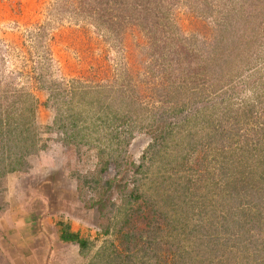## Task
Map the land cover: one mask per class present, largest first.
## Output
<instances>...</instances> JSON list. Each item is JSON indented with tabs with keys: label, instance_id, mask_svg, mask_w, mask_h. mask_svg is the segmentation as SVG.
Listing matches in <instances>:
<instances>
[{
	"label": "rangeland",
	"instance_id": "1",
	"mask_svg": "<svg viewBox=\"0 0 264 264\" xmlns=\"http://www.w3.org/2000/svg\"><path fill=\"white\" fill-rule=\"evenodd\" d=\"M24 123L35 143L0 192L11 176L32 185L24 192L48 188L54 223L96 241L83 264L103 244L122 249L113 203L134 187L143 213L176 220L147 230L139 261L165 241L188 246L184 228L201 222L210 264H264V0H0V136L15 143ZM210 130L219 141H206ZM98 180L112 182L103 196Z\"/></svg>",
	"mask_w": 264,
	"mask_h": 264
},
{
	"label": "trees",
	"instance_id": "2",
	"mask_svg": "<svg viewBox=\"0 0 264 264\" xmlns=\"http://www.w3.org/2000/svg\"><path fill=\"white\" fill-rule=\"evenodd\" d=\"M33 130H34L33 127L29 123H24L23 125H21L15 143L12 142L13 140L10 137L4 139L5 137H1L4 133L1 134L0 146L7 147L8 152L5 154V152L3 151V153H1L2 155L0 154V176L5 175L7 172L15 171L19 168L25 167L26 156L31 153L32 151L31 145H33L36 140L34 134L35 132ZM9 134H12V130L8 131V135ZM214 134H216V130H212V131L210 130L204 132L203 135L206 141L211 144V140H213ZM163 139H164L163 143L165 142L167 143V140L164 136ZM191 140L189 139L187 142H185L186 145L184 146L187 148L185 149L187 153L183 156L180 162L176 163L175 167L178 170L180 169L179 168L180 163L186 165L189 162V157L192 155V152L195 150V146H197V143L194 142L193 139ZM183 141L186 140L184 139ZM213 141L217 142L219 141V139ZM163 143H161V145ZM182 143L179 142L177 145H180ZM152 145L158 146L159 143L155 145V143L153 142L151 146L148 148V150L152 148ZM15 147H18L16 152H14L13 150ZM11 154H13L12 156H14L15 165L9 166V168H7L6 166H3V162L7 160V157L10 158ZM106 161L108 163L109 160ZM261 164L262 166L259 169L258 173H259V177L261 178L260 181L261 180L263 181V185L259 187L258 191H261L262 193L261 196L263 197V201H264V160L262 161ZM142 166H143L142 164L138 166L136 171L142 168ZM106 167L107 166H104L102 170H106ZM236 168H238V170ZM234 169L238 171L239 174H241V171H243L241 170V167H234ZM99 181L100 180L95 182L96 186L94 188L97 189V193L100 194V196H103V194L105 193L104 190L111 187L112 182L111 180H106L104 183ZM248 186L249 183L247 186H244L246 189L244 193H251L249 192L250 188ZM256 187L257 185H255V188ZM255 188L253 184V191L255 190ZM137 189L138 188L134 187L130 191V193L128 192V194H126L125 197L122 198V201L120 203L117 202L113 203L114 207H116L119 213L120 214L123 213L120 224L117 223L118 226L115 227L114 230L115 235L120 236L122 239V243H123L122 249H116L117 248L116 245L110 244L108 247L112 246L115 247V249L112 248L113 250L104 252L108 247H105L103 244L92 255V257L90 258L87 264H210L211 260L209 261L208 256L205 255L209 254V256H211L213 252L212 239L209 237V235L212 234V231H210V228L201 222L194 223L191 228L188 229L184 228L186 237L190 240L188 246L179 245V248H177V246L176 247L172 245L168 246L169 243L165 241L163 243L165 247L157 245L155 246V248H153L154 249L153 253H146L145 250L143 256L140 257V261H139L135 251L138 252L141 250V244H140L142 242L141 238L143 239L144 234L145 233L147 234V230L149 232H152L154 231L153 229L156 228L155 231H157L158 229H163V230L166 229L172 231L173 225L175 224L176 220L173 218L172 214L171 215L168 214V210L164 208H158V206L156 208H150L151 210L145 211L146 213H143L142 211L143 205L140 204L137 206L135 203V201L138 200V196L137 194H135ZM229 191L231 194L235 193L237 196H239L241 193L236 185L235 186L232 185L229 188ZM153 216L156 217L155 218L156 220H152ZM116 217L117 215L115 214V218ZM136 217H138V219H136ZM138 223L144 224L146 229H143L139 232L133 231V229L136 228ZM62 227H63V232L61 236L62 239L66 241L78 242L81 252L85 253L88 252L91 248H94V243H96V241H94L93 240L94 238H92L91 236H88L87 238L83 236V234L80 232H74L72 229H70V226L68 225L67 222H65V224H63ZM108 228L109 227L103 229L102 232L105 234H109L110 228L109 229ZM153 234L154 235L151 236L153 238L151 240L152 242L155 240L157 236V234L155 233ZM164 238L165 236H161L160 239L157 238L159 240L158 242L164 241L163 240ZM143 249H146L145 246L143 247ZM146 256H149V258H146ZM134 259L137 260V262H134Z\"/></svg>",
	"mask_w": 264,
	"mask_h": 264
},
{
	"label": "crops",
	"instance_id": "3",
	"mask_svg": "<svg viewBox=\"0 0 264 264\" xmlns=\"http://www.w3.org/2000/svg\"><path fill=\"white\" fill-rule=\"evenodd\" d=\"M4 185L8 191L0 192V264H83L79 243L62 239L63 227L54 223L55 213L46 208L48 188L40 189L39 197L37 190L24 192L23 180L13 176ZM38 200L41 207L35 205ZM65 221H69L66 216ZM70 223L74 232L80 231L75 222Z\"/></svg>",
	"mask_w": 264,
	"mask_h": 264
}]
</instances>
